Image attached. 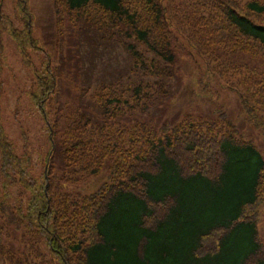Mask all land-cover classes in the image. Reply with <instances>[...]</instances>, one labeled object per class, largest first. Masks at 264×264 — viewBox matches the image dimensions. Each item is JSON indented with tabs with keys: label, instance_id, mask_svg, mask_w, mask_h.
Instances as JSON below:
<instances>
[{
	"label": "trees",
	"instance_id": "16d2710c",
	"mask_svg": "<svg viewBox=\"0 0 264 264\" xmlns=\"http://www.w3.org/2000/svg\"><path fill=\"white\" fill-rule=\"evenodd\" d=\"M53 8L58 35L86 36L87 49L115 43L136 74L89 95L81 56L69 52L59 73L34 38L28 3L17 2L13 18L0 0V264H264L256 214L264 154L225 110H168L190 50L204 79L236 93L264 136V0H54ZM4 35L34 71L30 98L49 144L40 174L28 138L18 153L3 125ZM57 37L49 36L54 48Z\"/></svg>",
	"mask_w": 264,
	"mask_h": 264
},
{
	"label": "rangeland",
	"instance_id": "374dc122",
	"mask_svg": "<svg viewBox=\"0 0 264 264\" xmlns=\"http://www.w3.org/2000/svg\"><path fill=\"white\" fill-rule=\"evenodd\" d=\"M20 1L5 0L4 12L14 18L16 3ZM22 2L28 3L34 16V38L39 39L41 41L40 45H45L49 53H51L53 66L58 63L59 73L64 71L63 75L66 74L64 64L66 55L69 56V52L81 56L82 65H80L79 79L81 86L88 89L89 95L92 92V88L102 82L110 83L121 78L124 81L122 83L126 84L130 81L127 77H134V74H136L135 72L133 75L131 73L132 59L124 48L115 45V43L111 45L103 44L98 50H96L95 46H89L87 49L88 39L82 34L78 40L70 36H66V38L64 34L58 35V31L54 29V0H22ZM15 20L17 21V19ZM16 24L20 26L18 21ZM49 36L55 37V41H58L57 36H59L60 46L54 48L52 43L55 42H49ZM3 39L6 58V67L2 77L4 83V95L2 98L3 125L12 141L16 144L18 153H23L26 142L25 137L28 138L30 150L34 154V160L37 164L36 169L38 174H40L49 144L46 128H44L43 121L36 114L30 98V92L35 82L34 71L23 61L14 39L8 35H4ZM30 52L34 69H40L42 57L36 50H31ZM184 52L180 60L181 76L179 75L172 82V86L174 85L172 93L174 101L170 104L169 112L173 113L174 111L175 115L182 116L189 110L203 113H213L219 109L225 110L238 124L243 134L242 137L250 141L253 140L264 154V136L247 123L238 95L231 90L223 89L216 81L208 83V80L204 79L207 71L202 67L200 59L194 58L190 50H185ZM140 74L142 73L137 71V76ZM89 95L87 93L86 97L88 98ZM164 107L166 105L163 106V109ZM155 112L158 113L155 114V118L160 117L161 110ZM101 182L100 180H95L94 184H92L93 186L83 188L92 191L91 189L98 187ZM256 214L260 221V238L264 247V207H260Z\"/></svg>",
	"mask_w": 264,
	"mask_h": 264
}]
</instances>
